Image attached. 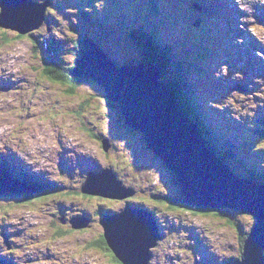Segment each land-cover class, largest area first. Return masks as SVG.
Returning a JSON list of instances; mask_svg holds the SVG:
<instances>
[{
    "label": "rangeland",
    "instance_id": "rangeland-1",
    "mask_svg": "<svg viewBox=\"0 0 264 264\" xmlns=\"http://www.w3.org/2000/svg\"><path fill=\"white\" fill-rule=\"evenodd\" d=\"M92 1V4H85L83 9L92 12L98 19L94 16L88 18L86 13L85 16L82 15L91 22L97 20L95 29L90 30V37L106 49L104 43L110 42V36L109 38L106 36L103 28L105 26L109 27L112 29L111 33L115 35L117 34L116 31H124L118 42L114 41L109 45L111 47L119 43V46L116 49L108 48L106 50L107 54L117 64L130 63L131 61H134V63L141 62L139 61L137 48L127 32L132 27L139 28L140 25H145L148 20L147 13L154 18V12L150 8L147 10V0ZM261 1L264 6V0ZM235 2L236 6L242 10L239 5L241 0L239 3L237 0ZM191 3H193L192 7ZM162 6L156 2V10L159 13L157 17L164 21L163 25L157 23L158 27L162 29L158 37L166 36L165 41L171 42L167 35L168 31L169 35L172 36L178 54L185 61L190 62V71L192 72L188 73V77L196 79L192 87L197 98L196 102L204 108L211 119L215 120L220 133L234 141L236 145L238 144L236 137L241 132L248 133L255 138V141L250 139L246 141L248 147L260 146L263 150H260L257 155L256 152L247 153L245 159L253 161L261 169L260 172L264 174V165L262 164L264 161V139L257 136L255 131L258 126H263L258 118L264 112V21H258L255 17H247L246 20L250 24L249 30L246 31L241 27L232 29L228 23L224 22L226 18H222V27L226 26V28L220 33L219 16L214 17L215 24H213L211 18L210 23L204 25V16L198 13V8H196L200 6L199 0H166V6ZM245 7L251 9L252 3L245 2ZM253 11H258L260 16L264 17V7H258ZM53 14L56 17V23L62 21L65 16L68 17L66 19L68 25L71 22L77 23L76 15L78 12H74L73 9L55 7ZM198 18H201L203 23L201 28L196 29L193 23L196 25ZM240 21H242L241 18ZM123 23L126 30L121 28ZM154 24L156 22H153L152 26H148L152 31ZM64 27L65 25H63V28L60 25L52 26L47 34L46 28H43L40 33L43 32L46 36L52 33L50 39L53 44H55L57 36L67 40L66 50H64L65 55L60 60L62 65H58L66 69L75 60V50L80 46L70 43L68 36L72 37L73 33L69 31V27ZM230 29L234 32L230 33ZM238 34L240 37L235 39L234 35ZM250 36L253 37V41L250 40ZM34 37H40V34ZM29 39L30 37L16 39L12 31L0 28V92L2 93H0V126L14 127L12 126L14 119L20 118V121L24 124L18 123V128L22 132L29 131L36 139L30 140L27 136L19 134L13 139L21 152L25 150L31 152L34 157L31 160L32 163L35 161V152H39L43 148H46V154H56L65 148L73 149L74 146H78L76 143L81 145L79 140L85 142V154L87 156L98 157L102 149H100L98 142L90 139L92 132L83 129L78 132L74 128L66 127V124L69 123L67 121H73L72 119L75 118L87 119L90 115L103 117L114 114L105 98H103V89L95 82L83 79L78 84L72 85L75 88L73 89L75 95H72L68 93L69 84L48 80L44 76L47 69L43 57L38 49L34 48L33 38L32 40ZM45 48L46 46L42 45L41 50L43 53ZM79 51L83 52V48L80 47ZM238 53L241 56L238 60L239 65L233 61ZM58 57L55 55L48 57L46 60H54ZM26 58H29L28 64H25ZM51 73L57 76L54 71ZM6 85H10L9 89L13 90L11 92H8V90L2 91L1 87H6ZM26 101L27 108L31 112L28 116L21 112L25 111L26 107L18 105V102L22 104ZM52 101L58 104L63 111L60 112L56 104L51 105ZM79 102L82 103L84 110L76 113L80 109ZM32 116L36 120H30ZM9 122L12 123L9 124ZM28 122H31L29 126L26 125ZM70 123L73 124V122ZM84 124L88 126L86 121H84ZM104 125L101 126L100 130L107 133L108 127L105 128ZM122 125L115 124V127L119 131L122 129L121 132H123L126 127L124 123ZM60 131L61 133H58ZM94 131L98 132V129ZM121 132L119 133L123 136ZM3 133L8 135V131L0 128V148L3 147L4 143ZM136 135L132 141L136 149L134 150L135 156L139 159L150 180L139 185L137 179L131 177V181L139 188L144 186L146 190H150L149 193L154 191L162 195L172 194L174 187L165 180L167 174L161 169L159 159L157 160L151 153H147L142 149L145 144L144 140H141L139 134ZM112 136L117 139L116 134H112ZM136 146H140L139 150ZM14 148L16 149L15 146ZM114 148L119 153L126 152L120 150L116 145ZM11 154L16 157L14 153ZM255 159L259 162L256 163ZM51 160L56 165L59 157L55 156ZM261 161L262 163H260ZM229 163L231 164V161ZM47 164L49 162L46 157L42 158L39 168L33 169L42 170L40 167L44 168ZM55 167L48 170L50 174L57 173ZM243 170L237 169L239 172ZM69 194L71 198L65 197L59 201L69 200L73 203L83 200L84 203L87 201L93 203L91 206H95L94 208L91 209L89 206V212L84 211L92 215L97 210L98 202L103 203V206L107 209L120 207V204L112 201L85 200L83 199V192L76 191L73 193L72 190ZM153 195L145 194L139 197L138 201L133 200L139 202V206L154 211L162 232L165 234L162 244L151 250L152 256L149 264H220L239 257L243 238L255 222L251 215L231 209L227 215L218 213L193 215L185 212L190 210L182 208L173 211L165 210L162 208L164 205H158ZM6 200H0V241H2V232L6 233L7 237H14L18 230L22 231V238L19 241L24 242L22 244L24 249L21 251L16 247H12V251L16 252L17 257L19 255L24 256L21 254H30L31 261L28 264H113L105 253L94 249L91 244H88L87 248L84 246L85 242L98 236V218L94 217L93 225H95V229L93 228L90 231L70 232L64 228L61 234L55 235L52 230L46 227L44 213L36 208L45 203L56 201V199L31 200L22 204L16 202L15 197ZM6 202L17 206L11 207L8 204L4 206ZM52 211L57 212L58 210L54 207ZM18 217L25 218L21 220ZM52 217H54L53 214ZM29 223H36L38 228H31ZM41 224L44 225V228L41 227ZM80 229L84 228L74 230ZM1 246L4 247L2 243H0V248ZM38 249L50 251L54 256L49 260H47L48 258L42 259L40 256L32 257L35 254L41 255L42 251H38ZM47 257H50V255L47 254Z\"/></svg>",
    "mask_w": 264,
    "mask_h": 264
},
{
    "label": "water",
    "instance_id": "water-1",
    "mask_svg": "<svg viewBox=\"0 0 264 264\" xmlns=\"http://www.w3.org/2000/svg\"><path fill=\"white\" fill-rule=\"evenodd\" d=\"M41 12L34 14L30 5L16 0H0V27L12 31L16 39H24L38 26L37 20L42 22ZM92 57L93 53L82 54L71 74L89 77L103 88L108 106L114 114L117 111L123 116L126 128L142 134V149L159 159L167 174L165 180L179 188L187 204L251 215L255 222L243 241L241 255L229 264H264V185L238 177L207 149L201 129L188 118L168 84L159 80L155 66L139 63L115 67L104 55L103 60ZM28 63L26 58L25 64ZM101 141L105 143L102 150L107 151L110 141ZM136 147L139 150L140 146ZM135 159L139 162L136 156ZM4 179L0 177V193L23 190L12 182L4 183ZM82 191L109 198L132 195L110 169L90 175L82 184ZM107 216L102 221L103 237L114 256L122 264H148L150 250L160 239L152 214L135 207ZM72 227L79 229L84 225L73 223Z\"/></svg>",
    "mask_w": 264,
    "mask_h": 264
},
{
    "label": "trees",
    "instance_id": "trees-1",
    "mask_svg": "<svg viewBox=\"0 0 264 264\" xmlns=\"http://www.w3.org/2000/svg\"><path fill=\"white\" fill-rule=\"evenodd\" d=\"M88 17V16H87ZM86 17V20L89 21L88 17ZM100 19V18H99ZM123 22V20H122ZM107 23V22H106ZM91 24V23H90ZM93 25V24H91ZM136 27V26H135ZM132 27V29L128 32V36L132 38L133 43L135 44V47L137 48V52L139 54V61H144L148 64V62H152L155 65L158 66L159 71L162 72V75L164 76L163 79L167 81V83L170 85L172 88V95L175 99H178L182 105L183 110L187 113V115L190 117V119H194L196 124L201 128L202 132L205 135V138L207 140L206 146L211 149L213 152H215L221 160L226 163L227 165L229 164L235 172L239 174V167L244 171L245 175L247 177H250L254 179L258 183H264V174L260 172V168H258L257 165L254 164L253 161H249L245 159V152L241 150V146H235L234 144L231 143L229 138H225L223 134L220 133V131L217 129V127H214V121L211 119L203 107L199 105L196 102V96L194 94V91L192 89L191 83L194 82L193 79H190L188 77L189 73V68L191 67L190 62L185 59L181 60L179 55H176V48L171 45L167 44L163 36L158 37L159 34H161V29L158 26H155L153 28V31L151 30L150 32H145L144 30L140 28H135ZM89 30V28H88ZM103 31H105L106 36H110V42H106V47L109 48H114L116 49L119 46H109L112 44L114 41L117 42V36L121 35V31H116L117 34H112L109 27H104ZM90 32V30H89ZM111 33V35H109ZM113 36V37H111ZM120 38V37H118ZM161 38V39H160ZM109 44V45H108ZM58 56V54H57ZM138 60V59H137ZM132 64H134V61H131ZM135 63H138L135 62ZM140 63V62H139ZM146 64V65H147ZM52 69L49 70V77L47 78L48 80H55L58 82H65L69 84V87L72 85V83L76 84L75 79L69 76V79H66V75H63L62 73L55 72L57 76L53 75L51 72L56 71V66L50 67ZM47 69V68H46ZM51 73V74H50ZM193 84V83H192ZM105 97V96H104ZM31 114V112L29 113ZM120 114V113H119ZM263 116L262 119H264V112L260 115ZM108 118L109 115H106ZM113 122L122 125L123 120L121 117H114ZM12 122H9L11 124ZM18 123L19 124H24L23 122L20 121V118H15L12 126L14 127H8V130L10 132H15L18 130H21L18 128ZM264 123V121H263ZM8 124V125H9ZM27 124V123H26ZM4 126V125H3ZM110 134H116L117 138H121V134L116 131H109ZM256 131V130H255ZM100 132L103 134L104 132L100 130ZM243 133V132H242ZM124 138H128L131 142L133 141V138L135 137L136 134H131L128 131L127 132H122ZM257 136H259L261 139H264V126H259V128L256 131ZM137 136V135H136ZM245 136L248 139H251L250 137H253L252 135H249L248 133L245 134ZM116 138V137H115ZM217 139V140H216ZM222 140L226 142L227 144H223ZM128 144V150L132 149L131 143L127 142ZM230 147V148H229ZM263 150L262 147L260 148H254V152L256 154L260 151ZM256 160V159H255ZM231 161V164L229 163ZM259 161H256L258 163ZM262 163V161L260 162ZM264 165V161L262 163ZM246 165H250L247 166ZM12 193H6L7 197L10 196ZM16 194V193H14ZM21 194H17L15 196H20ZM7 199V198H6ZM5 197H1L0 195V200L2 201H7ZM16 202H21L17 198H15ZM25 202V201H24ZM21 202L20 204H22ZM8 204L7 202L4 204V206ZM11 205V207L17 206V205ZM171 207L173 208L175 205L173 202H170ZM59 207V204L56 205ZM197 212H201L200 209H196ZM221 211V210H220ZM223 211V210H222ZM224 212V211H223ZM8 216V214H6ZM14 215V214H13ZM11 215V216H13ZM103 239L104 244L107 247V244ZM110 254L112 255L113 253L108 250ZM114 256V254L112 255ZM115 257V256H114ZM116 258V257H115ZM117 259V258H116ZM118 260V259H117ZM232 259L226 261L229 262ZM225 262V264H227ZM224 264V262L222 263Z\"/></svg>",
    "mask_w": 264,
    "mask_h": 264
},
{
    "label": "flooded vegetation",
    "instance_id": "flooded-vegetation-1",
    "mask_svg": "<svg viewBox=\"0 0 264 264\" xmlns=\"http://www.w3.org/2000/svg\"><path fill=\"white\" fill-rule=\"evenodd\" d=\"M114 117H121L123 120V116L121 114H119L117 111L115 114L109 116L108 118L106 116H92L90 115V119H81V118H75L72 119L73 121H67L69 123L66 124V127L68 128H74L76 131H82V129H86L87 126L84 124V121H90L92 123L91 126L95 127L96 129H100L101 126L106 128L108 127L109 131L113 132H121L119 130L116 129L115 127V122H113ZM70 122H73V124H71ZM107 122V124H106ZM104 123V124H103ZM100 124V125H99ZM120 125V124H119ZM123 126V125H120ZM126 127V126H125ZM107 129V130H108ZM129 132L131 134H140L137 131H132L128 128L124 129L123 132ZM92 135L90 137V139L95 140L96 142L100 143L102 138L107 137V136H102V133L100 132V130L97 131H91ZM58 133H61L58 132ZM122 133V132H121ZM141 138L142 135L140 134ZM110 141V149L105 152L103 154L104 158L107 155H110V157H112V162L106 163L107 166L111 167L112 172L117 176V178L119 180H121L126 186L131 187L132 189H134L135 194L134 196L128 197V198H124V199H111V198H106L103 197L101 195H85L83 196V199H95V200H102V201H112L114 203H118L120 204L119 208H113V209H107L103 206V203H99V208L92 214H86V216L89 218V222H88V226L85 227L84 229H80V230H74L70 224H69V220L70 218H72L73 216H77L79 214H84V211H57L54 212L52 210H44L40 212L44 213V217H45V222H46V227L50 230L53 231V233L55 235H59L63 232L64 228L67 231L70 232H84V231H90L91 229L94 228L95 225H93V220L94 217L98 218L97 222H98V227H99V231H98V236L94 237L89 244H91V246L94 247V249H97L103 253H105L111 260V262H113V264H121L114 256H112L110 254V252L108 251V247H106V245L103 242V236H102V217H104L107 214H112L114 212H119L121 211L122 207L124 206H132V205H138L139 202H134L133 200H137L138 198L141 197L142 195L145 194H149L150 190H146L145 187L143 186L142 188H139L138 185L139 184H144V182H148L149 179V175L143 173L144 170H142L140 168V166H137L135 162H131L130 161V156L123 154V153H119L116 151V149L114 148V146L118 144L120 150L122 149V144L126 145V140L124 138V136H122L121 138H113L112 134L110 135V137H107ZM74 140V139H72ZM76 140V139H75ZM81 142V145L79 143H76V145L78 146H74L73 149L70 148H65L63 151H59L57 152V154L60 157V161L57 162V166L61 165V167H63L65 173L68 175V177L63 178V181L67 184L70 185H80L81 182L84 180L85 176H86V170L85 168H87V164L84 163L82 161V157L86 156V151H85V142L79 140ZM131 146L132 149L135 148V145H133L131 142ZM117 146V147H118ZM72 153V154H71ZM62 154L64 155V157L62 158ZM122 158V161L119 163L118 159ZM55 165V166H56ZM105 166V165H103ZM140 168V169H139ZM166 169V168H164ZM97 170H99V168H97ZM168 170V169H166ZM61 170H59L60 174ZM170 176L173 175L170 171H168ZM147 175L146 177H143ZM137 176V178H136ZM143 178H140V177ZM131 177L137 179L138 181V185H135L134 182L131 181ZM140 181V182H139ZM156 191V190H155ZM158 191V190H157ZM76 190H73V193H75ZM148 192V193H146ZM154 194L158 193V192H154L152 191ZM179 190L178 188L175 186V190L173 194L170 195H159L157 197L153 196L155 198V201L158 203V205H164L162 208L165 210H171L174 209H181L183 206V200L181 199V197L179 196ZM170 202H173V204L175 205L173 208L170 205ZM41 208V207H39ZM153 211V210H152ZM154 212V211H153ZM52 214L54 215V217H52ZM22 219V218H21ZM29 226L33 229H37L38 225L36 223H29ZM41 227L44 228V225L41 224ZM97 227V226H96ZM95 229V228H94ZM94 231V230H92ZM18 235V233H15V236ZM92 238V237H91ZM161 242L158 243V245H160ZM86 244V242H85ZM85 248L88 247V245H84ZM36 256V255H35ZM45 257H47V254H44ZM33 257V256H32ZM36 258V257H34Z\"/></svg>",
    "mask_w": 264,
    "mask_h": 264
},
{
    "label": "bare ground",
    "instance_id": "bare-ground-1",
    "mask_svg": "<svg viewBox=\"0 0 264 264\" xmlns=\"http://www.w3.org/2000/svg\"><path fill=\"white\" fill-rule=\"evenodd\" d=\"M1 90H2V91H5V90H8V89H4V88H2ZM216 140H217V139H216ZM55 168H56V171H57V173H56V174H58V173H59V170H60V168H59V166H57V165H56V167H55ZM60 173H61V172H60ZM54 175H55V174H54ZM75 211H77V209H76ZM83 211H86V210H83ZM23 219H24V218H22V220H23ZM9 239H10V238H8L7 240H9Z\"/></svg>",
    "mask_w": 264,
    "mask_h": 264
}]
</instances>
